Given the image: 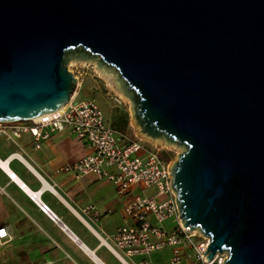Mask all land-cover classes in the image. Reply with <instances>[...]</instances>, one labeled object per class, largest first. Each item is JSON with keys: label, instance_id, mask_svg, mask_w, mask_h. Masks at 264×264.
Here are the masks:
<instances>
[{"label": "water", "instance_id": "water-1", "mask_svg": "<svg viewBox=\"0 0 264 264\" xmlns=\"http://www.w3.org/2000/svg\"><path fill=\"white\" fill-rule=\"evenodd\" d=\"M75 60L115 74L142 136L182 149L172 189L207 260L264 264V0H0V123L60 110Z\"/></svg>", "mask_w": 264, "mask_h": 264}, {"label": "built area", "instance_id": "built-area-1", "mask_svg": "<svg viewBox=\"0 0 264 264\" xmlns=\"http://www.w3.org/2000/svg\"><path fill=\"white\" fill-rule=\"evenodd\" d=\"M0 126L3 127L0 132L11 138L29 134L37 148L52 133L63 130L85 145L87 153L61 170L75 178L92 175L111 181L116 193L125 196L124 225L110 235L111 248L124 264H152L151 257L161 251L170 253V264L187 259L190 264H223L227 254L217 252L212 260H207L209 239L182 222L172 189L169 160L142 141L126 140L106 120L95 98L72 97L62 110ZM29 197L41 212L55 218L40 198V192ZM87 209L96 216L101 213L94 206ZM0 232L2 244L10 235L4 226H0Z\"/></svg>", "mask_w": 264, "mask_h": 264}, {"label": "crops", "instance_id": "crops-1", "mask_svg": "<svg viewBox=\"0 0 264 264\" xmlns=\"http://www.w3.org/2000/svg\"><path fill=\"white\" fill-rule=\"evenodd\" d=\"M69 137L87 149L65 130L52 133L38 148L29 134L11 143L9 153L22 155L28 163L13 158L11 168L29 190L40 192L55 218L41 212L23 186L0 170V226L10 235L0 243V264H124L111 248L110 235L124 225L125 196L116 193L111 181L92 175L75 178L61 170L78 159L73 160ZM91 206L101 213L96 216L87 209ZM169 260L168 251L151 257L152 264ZM190 263L187 259L180 264Z\"/></svg>", "mask_w": 264, "mask_h": 264}, {"label": "rangeland", "instance_id": "rangeland-1", "mask_svg": "<svg viewBox=\"0 0 264 264\" xmlns=\"http://www.w3.org/2000/svg\"><path fill=\"white\" fill-rule=\"evenodd\" d=\"M67 65L69 71L78 81L73 97L95 98L100 108H102L106 120L110 122L112 126L119 123L118 121L121 119L122 115H127L129 125L125 131L121 133L125 136L126 140L142 141L148 148L159 151L160 156L165 160L168 159L170 163L176 159L178 153H180L182 149L176 145L168 144L163 141H154L139 133L137 126H135L134 121L132 120L130 102L119 90L115 74L104 71L93 61L85 62L75 60L69 61ZM0 131H3L2 126H0ZM69 138L72 142L74 153L73 160L87 153V149L77 143L75 139L71 137ZM17 140L19 141L18 138H11L0 132L1 158H4L10 151H12L11 143L15 144V141Z\"/></svg>", "mask_w": 264, "mask_h": 264}, {"label": "bare ground", "instance_id": "bare-ground-1", "mask_svg": "<svg viewBox=\"0 0 264 264\" xmlns=\"http://www.w3.org/2000/svg\"><path fill=\"white\" fill-rule=\"evenodd\" d=\"M65 105H63L60 110H62V108ZM58 110L54 111L57 112ZM13 158H16L19 161H22L23 163H25L28 166V163L26 162V160L24 159V157L18 153H9L8 156H6L5 158H0V170H2L3 172H5V174L8 175V177L12 178V180H14L15 182H17L18 184L22 185L23 188L29 193V194H33V191L29 190V188L23 184V182L21 181L20 177L16 174L15 170L11 168L10 166V162Z\"/></svg>", "mask_w": 264, "mask_h": 264}, {"label": "trees", "instance_id": "trees-1", "mask_svg": "<svg viewBox=\"0 0 264 264\" xmlns=\"http://www.w3.org/2000/svg\"><path fill=\"white\" fill-rule=\"evenodd\" d=\"M118 122L119 123H117V125H114L113 127L115 128L116 131H118L119 133H122L125 131V129L129 125L128 116L125 114L122 115L121 119Z\"/></svg>", "mask_w": 264, "mask_h": 264}, {"label": "snow or ice", "instance_id": "snow-or-ice-1", "mask_svg": "<svg viewBox=\"0 0 264 264\" xmlns=\"http://www.w3.org/2000/svg\"><path fill=\"white\" fill-rule=\"evenodd\" d=\"M0 235H3V232H0Z\"/></svg>", "mask_w": 264, "mask_h": 264}]
</instances>
